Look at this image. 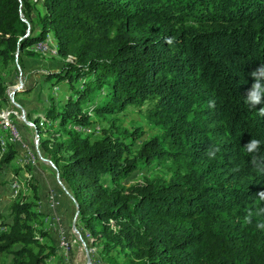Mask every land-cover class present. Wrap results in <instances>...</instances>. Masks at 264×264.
<instances>
[{
	"label": "trees",
	"instance_id": "1",
	"mask_svg": "<svg viewBox=\"0 0 264 264\" xmlns=\"http://www.w3.org/2000/svg\"><path fill=\"white\" fill-rule=\"evenodd\" d=\"M38 1L39 31L27 35L37 3L0 0V58L10 62L49 35L55 41L61 66L44 82L67 95L34 126L100 260L264 264V229L256 226L264 215L254 200L264 173L242 148L258 139L264 156V102L244 103L249 73L264 64V0ZM5 92L0 81L2 106ZM129 107L159 129L134 156L137 131H77L90 130L92 116ZM2 140L0 176L18 146L9 135ZM209 146L219 149L215 158L205 154ZM150 167L162 173L133 180ZM34 202L16 200L11 220L0 222V256L11 264H47L56 254L43 242L49 233L37 227Z\"/></svg>",
	"mask_w": 264,
	"mask_h": 264
},
{
	"label": "rangeland",
	"instance_id": "2",
	"mask_svg": "<svg viewBox=\"0 0 264 264\" xmlns=\"http://www.w3.org/2000/svg\"><path fill=\"white\" fill-rule=\"evenodd\" d=\"M32 11L30 22H26L27 26L39 31V16L43 14V7L38 0ZM43 1V0H40ZM27 27V29H28ZM48 43H43L35 47H31L15 54L14 59L10 62H4L0 58V81L6 86L7 103L0 105V114L5 113L7 108L12 112L13 123L21 134L23 142L30 147L36 157L35 166L29 161L27 164L22 160L20 144L12 145L11 148L16 151V158L5 167L0 176V222L4 219L6 222L11 220L10 206L16 200L25 197L27 200H36V209L41 213L43 224L37 225L43 228L49 235L43 239L45 243H53L56 248V254L49 258L47 264H88L87 255L90 256L91 264L96 258L99 264H106L100 260L101 255L105 261L106 258L100 253L96 246H92L91 239L87 238V233L83 232L77 224L76 205L71 198V193L64 182L59 179L58 172L51 162L49 156L40 147V139L34 126L37 117H41L44 110L49 106L50 102L58 101L61 97L67 95L64 86L52 88L51 84L44 82V77L49 72L57 71L60 66V60L56 56V45L51 35L47 38ZM47 45V47H44ZM19 82L22 86H17L14 93V104L12 102V87H16ZM93 127L89 129H80L77 131L85 134L93 133V138L99 137L102 129L118 133L122 130L135 132L140 135L133 147L134 156L140 144L159 133L156 125L147 120L143 113L133 107L127 108L124 112L116 115L106 116V118H97L92 116ZM26 122H29L27 124ZM41 127L46 128V124L41 120ZM92 131V132H91ZM0 136L3 143L6 138L4 127L0 126ZM46 137L44 135L42 138ZM9 139V138H8ZM10 140V139H9ZM11 142V140H10ZM12 143V142H11ZM9 146L7 147V149ZM1 152V151H0ZM2 153V152H1ZM34 163V161H33ZM162 173L157 168H146L144 171L135 176L133 180H140L145 176H153ZM13 180V184L10 180ZM16 185V190L12 187ZM54 193L58 201V205L51 207L48 194ZM37 196L36 198H34ZM63 205V206H62ZM59 219L63 231L66 232L70 250L65 255L61 248V240L59 228L55 220ZM75 228V229H74ZM84 236L87 238H83ZM91 249L86 252L84 249ZM96 263V262H95ZM0 264H11V257L0 256Z\"/></svg>",
	"mask_w": 264,
	"mask_h": 264
},
{
	"label": "clouds",
	"instance_id": "3",
	"mask_svg": "<svg viewBox=\"0 0 264 264\" xmlns=\"http://www.w3.org/2000/svg\"><path fill=\"white\" fill-rule=\"evenodd\" d=\"M166 42L171 44L172 40L168 39ZM249 76L253 83L245 95L244 103L255 109L257 105L264 102V64H260L251 73H249ZM258 112L261 116H264V107H261ZM242 148L250 155V163L253 168L264 173V156L258 155L261 148L260 140L251 138L242 146ZM218 151V148L209 146L205 150V154L212 159L215 158ZM254 200L258 202L256 214L264 215V191L258 192L254 197ZM249 216H251V213H249ZM256 226L258 229H264V222L257 223Z\"/></svg>",
	"mask_w": 264,
	"mask_h": 264
},
{
	"label": "built area",
	"instance_id": "4",
	"mask_svg": "<svg viewBox=\"0 0 264 264\" xmlns=\"http://www.w3.org/2000/svg\"><path fill=\"white\" fill-rule=\"evenodd\" d=\"M28 34H29V27H28V30H27V35ZM44 47H47V45H44ZM19 85L22 86V82H19ZM14 87L11 88V90H12V102L14 104H16L14 102V98H13L14 97V93H15V88ZM0 126L4 127V130L6 132H14L15 137L19 138L20 150H21V153H22V160H24L26 164H27V161H34V164H36L35 154L32 152L30 147H28L23 142L20 132L18 131V129L16 128V126L13 123L12 112L8 108L5 111V113L0 114ZM10 183L13 184V180L12 179L10 180ZM48 198H49V203H50L51 207H55V206L58 205V201H57L56 195L54 193L51 192L50 194H48ZM55 223L58 224L57 227L59 228V235H60V240H61V248L63 250V253L66 255L68 253V251L70 250V244L68 242L67 234H66L65 231H63V228L61 226V223L59 222V219H56ZM83 238H86L84 236V234H83ZM85 240H87V238ZM84 249L86 250V252L90 251V254H91V252H93L91 249H87L86 247H84ZM93 255H95L94 252H93ZM93 255H92L93 264H99L97 262L99 260H97L96 258L93 259Z\"/></svg>",
	"mask_w": 264,
	"mask_h": 264
},
{
	"label": "bare ground",
	"instance_id": "5",
	"mask_svg": "<svg viewBox=\"0 0 264 264\" xmlns=\"http://www.w3.org/2000/svg\"><path fill=\"white\" fill-rule=\"evenodd\" d=\"M17 86H20V85L18 84ZM17 86L14 87V88H17ZM6 135H9V137L12 138V140H13V142H14L15 144H20L19 138L15 137L14 132H6ZM29 163H30L31 165L35 166V164L33 163V161H29ZM12 187L16 190V185H12ZM85 236H86V235H85ZM87 238H89L88 235H87Z\"/></svg>",
	"mask_w": 264,
	"mask_h": 264
},
{
	"label": "water",
	"instance_id": "6",
	"mask_svg": "<svg viewBox=\"0 0 264 264\" xmlns=\"http://www.w3.org/2000/svg\"><path fill=\"white\" fill-rule=\"evenodd\" d=\"M27 124H29V122H26ZM71 198L73 199V197L71 196ZM74 201V200H73ZM77 215H78V212L76 211V217H77ZM75 229V228H74ZM87 263L88 264H91V259H90V256L89 255H87Z\"/></svg>",
	"mask_w": 264,
	"mask_h": 264
},
{
	"label": "crops",
	"instance_id": "7",
	"mask_svg": "<svg viewBox=\"0 0 264 264\" xmlns=\"http://www.w3.org/2000/svg\"><path fill=\"white\" fill-rule=\"evenodd\" d=\"M63 206V205H62Z\"/></svg>",
	"mask_w": 264,
	"mask_h": 264
}]
</instances>
